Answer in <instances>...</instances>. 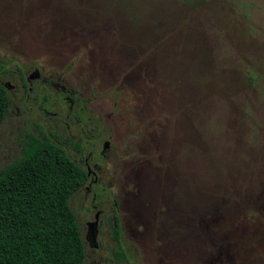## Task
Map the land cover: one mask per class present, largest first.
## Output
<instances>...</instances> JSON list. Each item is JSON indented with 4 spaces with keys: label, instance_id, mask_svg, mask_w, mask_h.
Instances as JSON below:
<instances>
[{
    "label": "rangeland",
    "instance_id": "obj_1",
    "mask_svg": "<svg viewBox=\"0 0 264 264\" xmlns=\"http://www.w3.org/2000/svg\"><path fill=\"white\" fill-rule=\"evenodd\" d=\"M0 61L43 86L47 128L100 130L83 264H110L112 198L131 264H264V0H0ZM7 92L0 167L39 120Z\"/></svg>",
    "mask_w": 264,
    "mask_h": 264
},
{
    "label": "trees",
    "instance_id": "obj_2",
    "mask_svg": "<svg viewBox=\"0 0 264 264\" xmlns=\"http://www.w3.org/2000/svg\"><path fill=\"white\" fill-rule=\"evenodd\" d=\"M6 64L0 61V78L19 84L22 95L30 93L39 120L19 126L16 155L0 167V264H83L85 241L70 198L86 182L83 159L94 151L100 130L85 126L71 137L63 128H47L45 89L39 94L33 83H26L18 64ZM8 106L9 94L0 81V124ZM111 203L109 261L131 264L120 237L116 199Z\"/></svg>",
    "mask_w": 264,
    "mask_h": 264
},
{
    "label": "flooded vegetation",
    "instance_id": "obj_3",
    "mask_svg": "<svg viewBox=\"0 0 264 264\" xmlns=\"http://www.w3.org/2000/svg\"><path fill=\"white\" fill-rule=\"evenodd\" d=\"M29 71H27V72H23V75H24V79H25V81H26V83L29 85L30 83H32V81H31V79L30 78H32L30 75H29ZM36 76H38V74L36 73L35 74ZM10 81L11 80H5L4 81V83H3V85L5 86V88L7 89V90H10V89H12L13 87H16V89L18 90V85L19 84H17V83H14L13 82V84L12 83H10ZM42 86V85H41ZM40 88H43V86L42 87H40ZM38 89H39V87H38ZM28 90L30 91V88H28ZM27 95V94H26ZM85 127V125L83 126V128ZM103 144H105L106 145V140H103V142H102V148L100 149V151H99V153L98 154H103V151H104V148H103ZM96 148V147H95ZM95 150L96 149H94V151H88L87 152V156L86 157H84V159H83V164H84V169H85V173H86V182L84 183V185L82 186L86 191H89V189H90V191H91V186H92V184H94L95 182H96V179H97V175H96V172L94 171V169H93V165L94 164H91V160L93 159V154L95 153ZM90 181V182H89ZM88 182V185L86 186L85 184ZM98 187V186H97ZM89 191V192H90ZM98 196V194L96 193V191H91V194H90V201H91V205H90V207H88L87 208V210L88 211H94V213H93V220H94V216H95V214H96V223L94 224V226L92 227V230H94V232H95V235H96V233H97V231H98V228H97V226H98V220H97V217H98V215H99V213H100V210L97 208L98 207V205H97V203H95V200H94V198L95 197H97ZM117 202V201H116ZM93 220H86L85 221V232H84V234H83V238H84V241H86L90 246H92V247H97L98 246V244L95 242V235H94V237L92 238L91 236H90V231H89V229H90V227H89V224L88 223H90L91 221H93ZM81 230H82V228H81ZM82 233H83V231H82Z\"/></svg>",
    "mask_w": 264,
    "mask_h": 264
},
{
    "label": "water",
    "instance_id": "obj_4",
    "mask_svg": "<svg viewBox=\"0 0 264 264\" xmlns=\"http://www.w3.org/2000/svg\"><path fill=\"white\" fill-rule=\"evenodd\" d=\"M105 147V144H103V148ZM96 223V214H95V216H94V220L93 221H91L90 223H88L89 224V227H90V229H89V231H90V236L93 238L94 237V235H95V232H94V230H92V227L94 226V224Z\"/></svg>",
    "mask_w": 264,
    "mask_h": 264
}]
</instances>
